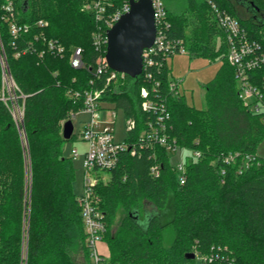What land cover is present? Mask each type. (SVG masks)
Listing matches in <instances>:
<instances>
[{
  "label": "trees",
  "instance_id": "16d2710c",
  "mask_svg": "<svg viewBox=\"0 0 264 264\" xmlns=\"http://www.w3.org/2000/svg\"><path fill=\"white\" fill-rule=\"evenodd\" d=\"M114 1L119 6L126 0ZM207 1L189 0L179 14L168 9L170 36L184 39L191 54L221 62L204 87L205 107H190L184 96L169 92L170 68L165 66L158 75L171 112V136L179 146L201 155L187 163L185 184L178 182L169 154L160 148L143 147L134 156L128 151L120 156L117 167L107 172L109 180L98 181L95 190L105 215L103 241L109 251L105 264H198L186 258L193 246L202 255L200 264H264V158L257 155L264 142V115L251 113L239 98L224 34ZM213 1L237 17L264 49V25L241 18L233 0ZM83 2L0 0L2 47L25 97L20 100L21 128L0 99V264H92L74 190L75 167L73 159L63 154L62 136V122L83 108V98L72 99L70 92L83 95L86 90L103 89L106 82V75L94 80L92 72L74 69L69 62L71 48L81 47L85 55L93 48L96 23L91 13L82 10ZM250 2L264 11V0ZM40 21L46 25L40 27ZM11 23L28 31L14 40ZM42 37L66 47L65 56L49 51ZM255 75L263 78L264 65ZM144 86L151 93V85L141 77L126 76L122 85L113 82L103 94V101L136 120V129L128 135L130 144H137L148 118L141 110ZM236 154L234 162H224V157ZM244 155L256 156V163L240 174ZM153 165L159 166L158 178L151 176ZM170 197L174 200L170 222L163 225L160 215L154 214L146 225L141 223L145 201L162 212ZM120 208L126 215L113 228ZM167 230L174 233L169 246ZM216 254L217 261L204 260Z\"/></svg>",
  "mask_w": 264,
  "mask_h": 264
},
{
  "label": "built area",
  "instance_id": "2783aa9c",
  "mask_svg": "<svg viewBox=\"0 0 264 264\" xmlns=\"http://www.w3.org/2000/svg\"><path fill=\"white\" fill-rule=\"evenodd\" d=\"M130 0H126L121 5L116 6L114 0H84L82 10L91 13L96 23V30L92 34L93 48L90 54L85 55L81 47L71 48L69 58L70 65L74 69H87L92 72L94 80H98L106 75V82L103 89L86 90L83 95L80 92H70L72 99L83 98V108L78 113H71L69 118L62 122V127L66 121L71 120L76 114L83 113L89 115V120L80 133L79 141L85 143L86 150L83 154L77 148L71 150V158L77 159L83 155L84 166V187L83 193L77 196L78 204L81 208V215L86 232V245L90 251L92 264H105V256L99 248L104 241L106 233V223L104 213L100 208L101 199L96 194V185L99 181V173L109 172L117 167L120 156L128 151L134 156L140 148H160L167 154L181 150L183 152L182 161L178 162L173 169L180 184L187 181V163L192 157L199 158V151H190L179 146L171 136V112L167 107L165 98L161 94V80L158 79L165 66H168V59L177 54H186L187 48L184 39L170 36L172 23L168 18V8L163 0H152L154 10V20L156 26V36L152 47L145 49L142 54V73L137 78H142L151 85V93L144 86L140 89L141 110L148 114L145 122V129L138 137L137 144H130L127 139L117 140L114 108H105L103 104V94L111 87L112 83L122 85L126 76L111 70L106 61V51L108 43V31L119 21V19L130 11ZM137 1V0H136ZM216 21L218 29L224 34L227 46L226 58L235 70V78L238 83V95L246 108L253 114L264 115V76L257 78L256 72L264 65V49L262 44L253 38L248 29L241 21L222 10L213 0L207 1ZM12 3H9L7 10H11ZM40 27L46 25L44 21L38 22ZM10 31L13 39H17L21 31H28V27H19L11 23ZM48 50L54 54L64 57L67 50L55 40H47ZM32 49V47H30ZM17 57L20 56L18 53ZM43 52L40 53V57ZM0 67L2 73V87L0 99L5 103L18 127L23 125L24 105L20 103L25 97L20 94L9 67L2 42L0 38ZM171 75V74H170ZM94 80H91L93 84ZM169 92L175 96H181L178 92V83L172 80L169 82ZM109 115L105 118L104 113ZM125 131L127 135L136 129L137 122L133 118H125ZM190 154L187 156L185 152ZM236 155L224 157V162L229 164L234 162ZM256 163V156L244 155L241 157V166L238 172L241 174L250 169ZM153 178H158L160 170L158 165H153L150 170ZM218 254L205 257L204 260L212 263L218 260Z\"/></svg>",
  "mask_w": 264,
  "mask_h": 264
},
{
  "label": "rangeland",
  "instance_id": "374dc122",
  "mask_svg": "<svg viewBox=\"0 0 264 264\" xmlns=\"http://www.w3.org/2000/svg\"><path fill=\"white\" fill-rule=\"evenodd\" d=\"M189 0H163L167 8L170 10L172 14H179L185 11ZM235 5L238 3L242 5L246 10L251 12L252 14L255 13V10L251 7L248 0H233ZM239 7V6H238ZM238 13L241 14L242 18H249L248 14H246L242 9L236 8ZM189 32V31H188ZM221 40L217 38V45L219 46ZM168 66L171 71V78L174 82L178 83V92L181 96H184L186 99V103L190 107H194L198 110H201L205 107L204 104V95L205 90L204 87L208 84L217 73L218 69L221 66L220 61L212 62L210 59L203 58L200 56H195L187 51L186 54H177L173 58L168 59ZM103 107L114 108V104L111 102H105ZM116 113V117H113L115 121V134L117 140H124L128 137L125 131V117L123 115L122 110H113ZM109 114L106 113L103 116L107 118ZM72 123L74 126L73 135L69 140H65L63 144V154L65 157H71V150L73 148H77L81 154H83L86 150L85 143L79 141V136L81 131L85 126V122L89 120L88 114L79 113L76 114L75 117H72ZM24 143L26 145L25 134L23 132ZM188 151L185 152V155H189ZM257 155L264 158V142H262L257 148ZM170 157V164L175 166L178 162L182 161L183 159V152L178 150L176 152H171L169 154ZM74 167H75V182H74V190L77 196H80L83 193L84 187V166H83V155L78 157L77 159L73 160ZM110 175L106 172L99 173V181H107L109 180ZM174 200L170 197L169 203L167 205L166 210L162 212H158L154 206L145 201L143 203V209L141 211L140 221L143 225H146L148 217L154 214H159L161 217V224L165 225L166 223L170 222L173 218L174 214ZM204 214V219L207 220L208 214ZM126 215L125 211L120 208L113 225V228H117L119 224L122 222L124 216ZM165 237V244L169 246L174 237V233L172 230H167L164 233ZM103 248H105L106 243L103 242ZM26 242L24 244V258L26 254ZM108 249V248H107ZM103 250V251H102ZM100 250L105 256H109V251L105 253L104 249ZM191 253L196 255V261L200 264V259H202V255L196 249L195 246L192 247ZM80 264H85L81 262Z\"/></svg>",
  "mask_w": 264,
  "mask_h": 264
},
{
  "label": "water",
  "instance_id": "95a60500",
  "mask_svg": "<svg viewBox=\"0 0 264 264\" xmlns=\"http://www.w3.org/2000/svg\"><path fill=\"white\" fill-rule=\"evenodd\" d=\"M130 11L108 31L106 61L111 70L137 78L142 73V54L153 46L156 36L152 0H130ZM251 7L255 9L251 2ZM74 126L71 120L63 126V139L72 137ZM196 259L194 253L186 255Z\"/></svg>",
  "mask_w": 264,
  "mask_h": 264
},
{
  "label": "flooded vegetation",
  "instance_id": "af4514ba",
  "mask_svg": "<svg viewBox=\"0 0 264 264\" xmlns=\"http://www.w3.org/2000/svg\"><path fill=\"white\" fill-rule=\"evenodd\" d=\"M248 2H250V0H248ZM236 8L242 9L246 14H248V16H250L249 18H244V19H252L253 21L260 22L262 25H264V11H259V10L254 9L255 10V13L252 14L251 12H249L248 10H246L239 3L236 5ZM237 12H238V10H237ZM238 14L241 16L240 13H238ZM241 18H242V16H241Z\"/></svg>",
  "mask_w": 264,
  "mask_h": 264
},
{
  "label": "crops",
  "instance_id": "0c3cea01",
  "mask_svg": "<svg viewBox=\"0 0 264 264\" xmlns=\"http://www.w3.org/2000/svg\"><path fill=\"white\" fill-rule=\"evenodd\" d=\"M108 108V107H107ZM107 113V112H106ZM106 113H104V114H106ZM124 115V114H123ZM125 117V116H124ZM64 126V125H63ZM62 130H63V127H62ZM74 131V130H73ZM73 135V134H72ZM99 248H100V250H102V249H104L105 251V253H107L108 252V249H107V246L105 245V248H103V244H100L99 245ZM103 251V250H102Z\"/></svg>",
  "mask_w": 264,
  "mask_h": 264
}]
</instances>
